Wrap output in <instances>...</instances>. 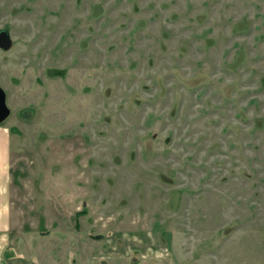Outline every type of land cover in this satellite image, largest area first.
Masks as SVG:
<instances>
[{"label":"rangeland","instance_id":"rangeland-1","mask_svg":"<svg viewBox=\"0 0 264 264\" xmlns=\"http://www.w3.org/2000/svg\"><path fill=\"white\" fill-rule=\"evenodd\" d=\"M0 28V264H264V0H0Z\"/></svg>","mask_w":264,"mask_h":264},{"label":"crops","instance_id":"crops-1","mask_svg":"<svg viewBox=\"0 0 264 264\" xmlns=\"http://www.w3.org/2000/svg\"><path fill=\"white\" fill-rule=\"evenodd\" d=\"M11 138L7 126L0 124V261L5 260L3 253L8 244L4 238L10 235V159H11Z\"/></svg>","mask_w":264,"mask_h":264},{"label":"water","instance_id":"water-1","mask_svg":"<svg viewBox=\"0 0 264 264\" xmlns=\"http://www.w3.org/2000/svg\"><path fill=\"white\" fill-rule=\"evenodd\" d=\"M13 41L8 28H0V49L8 50ZM9 116V108L6 104L5 93L0 87V124Z\"/></svg>","mask_w":264,"mask_h":264},{"label":"flooded vegetation","instance_id":"flooded-vegetation-1","mask_svg":"<svg viewBox=\"0 0 264 264\" xmlns=\"http://www.w3.org/2000/svg\"><path fill=\"white\" fill-rule=\"evenodd\" d=\"M9 114H10V110H9ZM8 117H9V116H8ZM8 117H7V118H8Z\"/></svg>","mask_w":264,"mask_h":264}]
</instances>
